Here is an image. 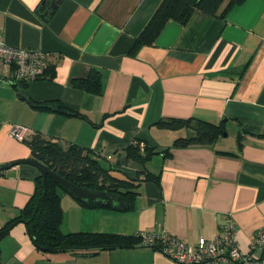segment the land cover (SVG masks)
Listing matches in <instances>:
<instances>
[{"label": "crops", "instance_id": "1", "mask_svg": "<svg viewBox=\"0 0 264 264\" xmlns=\"http://www.w3.org/2000/svg\"><path fill=\"white\" fill-rule=\"evenodd\" d=\"M161 2L62 0L52 10L51 0H0L5 40L48 55L45 74L29 82L0 64V167L8 166L0 168V228L20 214L41 174L33 164L15 163L34 158L25 139L12 134L19 125L27 137L39 132L63 149H91L139 185L128 210L83 206L64 190V232H167L195 244L233 220L239 248L253 256L246 264H264V250L252 245L264 227V0H244L221 15L226 1L218 14L197 10L186 24L170 20L153 45L130 55ZM92 70L101 72L100 93L73 85ZM49 100L82 115L36 105ZM168 117L205 119L223 132L211 145L172 147L194 129L157 125ZM138 141L141 148L157 146V153L145 162L128 157L126 148ZM0 264L175 262L140 243L44 251L18 222L0 239Z\"/></svg>", "mask_w": 264, "mask_h": 264}, {"label": "trees", "instance_id": "2", "mask_svg": "<svg viewBox=\"0 0 264 264\" xmlns=\"http://www.w3.org/2000/svg\"><path fill=\"white\" fill-rule=\"evenodd\" d=\"M226 1L227 4L221 15L244 0H162L140 35L136 37L129 54L135 55L140 47L153 45L168 21L175 20L180 24H186L197 10L216 15ZM73 85L85 91L100 93L101 72L92 70L88 78L73 80ZM36 105L44 110L82 115L59 100L38 102ZM157 125L171 129L182 127L194 129V134L179 137L174 141L172 147L176 148L211 145L223 132L221 125L195 117L162 118ZM259 136L264 137V133ZM24 141L30 146L34 158L43 162L49 169L60 173L75 184L119 194L132 206L138 194L139 185L136 180L115 174L91 149L75 144L63 149L57 141L45 138L39 132H34ZM157 151V146L151 144H145L144 148H141L140 141L126 148L128 157L141 162H145ZM62 194L60 186L50 175L40 174L36 178L35 190L20 214L0 228V239L6 236L16 223L24 222L35 245L44 251L101 250L140 243V234L122 235L86 230L64 232ZM79 202L88 207L101 206L96 203Z\"/></svg>", "mask_w": 264, "mask_h": 264}, {"label": "built area", "instance_id": "3", "mask_svg": "<svg viewBox=\"0 0 264 264\" xmlns=\"http://www.w3.org/2000/svg\"><path fill=\"white\" fill-rule=\"evenodd\" d=\"M0 64L10 67L17 81L29 82L44 75L48 55L37 48L11 45L0 34ZM26 130L25 126L17 125L12 128V134L25 139ZM237 229V223L230 220L217 235L212 238L201 236L195 244L167 232H141L140 244L157 247L175 264H246L253 256L244 254L239 248ZM252 245L264 250V227L254 236Z\"/></svg>", "mask_w": 264, "mask_h": 264}, {"label": "water", "instance_id": "4", "mask_svg": "<svg viewBox=\"0 0 264 264\" xmlns=\"http://www.w3.org/2000/svg\"><path fill=\"white\" fill-rule=\"evenodd\" d=\"M62 0H51V4L49 5V9H56L59 5V3ZM48 0H44V3H47ZM237 142L239 144V147H241V132H238L237 135ZM30 163L40 170L41 174L44 175H50L52 179L68 194L76 198L77 200L84 202V203H96L104 207H109L113 209L118 210H128L130 208V204L123 200L122 197L119 194L112 193L106 190H100L96 188H90L87 186H81L78 184H75L65 178L60 173L49 169L43 162L35 159H22L18 160L15 163ZM8 166H2L0 168H6Z\"/></svg>", "mask_w": 264, "mask_h": 264}, {"label": "rangeland", "instance_id": "5", "mask_svg": "<svg viewBox=\"0 0 264 264\" xmlns=\"http://www.w3.org/2000/svg\"><path fill=\"white\" fill-rule=\"evenodd\" d=\"M60 191L61 192H64V190L60 187ZM63 205V204H62ZM89 210H92V208H90ZM73 212L74 213V209H71L70 211L68 210V213H71ZM88 212V211H87ZM76 214V213H75ZM77 215V214H76Z\"/></svg>", "mask_w": 264, "mask_h": 264}]
</instances>
